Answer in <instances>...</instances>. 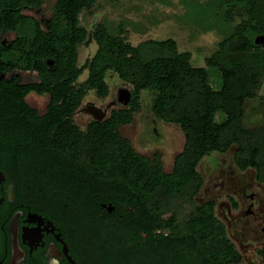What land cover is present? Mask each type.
<instances>
[{
    "label": "trees",
    "instance_id": "trees-1",
    "mask_svg": "<svg viewBox=\"0 0 264 264\" xmlns=\"http://www.w3.org/2000/svg\"><path fill=\"white\" fill-rule=\"evenodd\" d=\"M235 1L245 5L252 17L261 15L262 19L247 22L235 30L237 39H231L227 54L220 60L210 58L206 66L195 67L190 54L179 52L172 40L158 42L161 54L150 57L149 48L146 52L142 46H127L117 41L118 30L113 24L99 25L89 31L81 23V14L93 6L94 0H57L48 31L23 12L40 7L44 0H0V162L38 160L48 167L49 140L57 137L53 139L57 144L64 141L61 130L59 134L52 131L78 104L69 88L82 69H74L67 76L65 72L74 67L81 45L95 41L110 47L111 52L104 65L92 64L94 80L101 81L108 68L116 69L127 79L132 72L138 87L157 92L152 109L158 117L181 123L186 133V149L178 159L180 166L170 175L160 168L149 167L145 159L129 153L124 145L118 147L116 159L125 164L126 177L149 181L143 189L150 203L145 208L142 202L143 210L162 211L164 197L184 198L196 193L202 182L196 171L197 163L206 154L227 151L233 145L237 146L239 167L256 169L258 177L264 180V125L252 130L243 125L246 100L257 95L264 76V53L258 51L264 45V0L263 3L262 0ZM189 5L203 17V6L197 5L196 0H190ZM5 33L16 36L4 41ZM253 48L257 50L252 51ZM126 49L132 56H126ZM166 49L172 50L171 54H166ZM21 71L38 72L40 82H21L17 74ZM31 91L51 95L50 112L40 122L36 120V109L25 100ZM62 98L67 99L68 105L58 104ZM117 116L122 119L120 122L130 119L128 113ZM92 130L110 131L116 127L106 122L95 124ZM198 210L199 215L193 216L186 225L198 228L201 243L217 260L229 248L231 259L238 261L240 255L234 245L221 233L223 225L213 213V203ZM214 238L219 244L213 249L217 241Z\"/></svg>",
    "mask_w": 264,
    "mask_h": 264
},
{
    "label": "flooded vegetation",
    "instance_id": "flooded-vegetation-1",
    "mask_svg": "<svg viewBox=\"0 0 264 264\" xmlns=\"http://www.w3.org/2000/svg\"><path fill=\"white\" fill-rule=\"evenodd\" d=\"M80 68L82 72L78 78L84 67ZM22 73L20 80L26 75ZM40 80L32 77L23 83H39ZM74 82L70 84V92ZM147 89L153 94L150 109L158 120L152 109L158 94ZM31 94L46 97L43 110L28 102ZM121 95H118L119 101ZM127 96L129 99L124 102L130 112L139 93L134 89L131 98L128 92ZM25 100L36 109L38 122L50 112L52 100L48 92L31 91ZM74 100L78 102L77 107L61 118L52 131L53 134L62 131L64 141L57 144L53 140L57 137L49 140L48 167L38 160L0 162V264H238L242 261L238 251L241 257L234 262L229 248H225L217 260L201 243L198 228L186 225L193 216L199 215L200 206L194 205L199 190L184 197L190 206H196V211H189L187 223L174 221L173 213L166 210H143L141 203L144 202L145 208L150 203L144 192L149 181L126 177L125 164L121 165L116 157L118 147L124 145L129 153L147 162L153 159L154 165L148 162L149 167L163 169L160 154L152 158L139 149L152 143V137L143 136L145 140L142 141L147 144H142L140 137H127L120 130L118 118L113 113L108 114V109L87 103L82 97ZM67 103L63 98L58 102L60 105ZM83 110L91 120L85 119L86 123L79 126L76 115ZM132 116L127 123L133 121ZM106 122L116 130H87L89 125ZM169 200L170 197H164L162 209ZM208 203H213V212L224 224L219 221L223 225L222 235L233 245L230 218L219 217L214 209L216 203ZM254 213L252 210V217ZM260 217H264L263 214L255 220ZM261 231L264 232V224ZM212 240H217L212 245L214 249L218 239ZM220 247H223L222 241Z\"/></svg>",
    "mask_w": 264,
    "mask_h": 264
},
{
    "label": "rangeland",
    "instance_id": "rangeland-1",
    "mask_svg": "<svg viewBox=\"0 0 264 264\" xmlns=\"http://www.w3.org/2000/svg\"><path fill=\"white\" fill-rule=\"evenodd\" d=\"M56 1L44 0L40 7L26 9L23 12L38 20L41 28L48 31L50 30L49 21L54 16ZM94 1L93 6L81 14V23L89 31L96 29L99 25L113 24L118 30L117 41L119 40L122 45L142 46L146 52L149 48L150 57L161 54L158 42L172 40L176 43L179 52L190 54V60L195 67L206 66L210 58L220 60L223 54H227V46L231 39H237L235 30L240 29L247 22L255 23L262 19L261 15L252 17V12H248L245 5L233 2L234 0H196L197 5L203 6V17L189 5L190 0L188 2L185 0ZM15 36L14 33H5L2 39L11 41ZM111 47H114V50L117 49L116 45ZM256 50L257 48H253L252 51ZM258 51L264 53V45ZM110 52V47L95 41L88 45H81L74 58V67L68 68L65 72L67 76L72 70L84 67L83 74L73 83L71 91L78 95L77 98L82 97L87 103H95L108 109V114L113 113L118 120L120 119L117 115L121 112L132 114L134 119L131 123L120 122L119 126L123 135L136 139L140 137L142 144H147L142 141L145 140L143 136H151L152 143L139 148L140 151H146L152 158L158 153L157 155L163 158L162 171L168 175L174 173L180 166L179 156L186 149L187 138L183 126L181 123L165 118L155 119L150 109L153 94L146 87H138L135 84L132 72L127 79L116 69L108 68L101 81L94 80L92 64L104 65L110 57ZM126 52V56H132V52L130 53L127 49ZM171 52L172 50H165L166 54ZM98 55H105V57L100 59ZM25 73L21 82L30 80L32 77L40 80L36 71ZM17 74L20 78V74L24 75L22 71ZM134 89L139 93L138 101L129 112V107L125 105V100L122 98L127 97V92L131 98V92ZM118 95H121V101ZM45 98L31 94L27 100L31 105L43 110ZM89 117L86 110L80 111L76 115L77 124L82 126L86 123L85 119L91 120ZM243 125L249 130L263 128L264 76L257 95L246 100ZM94 126L89 125L87 130L93 129ZM75 130L78 131V128ZM147 160L154 165L153 159ZM196 171L202 182L194 205L203 206L209 201L214 202L216 203L214 209L218 216L226 215L230 218L232 229L231 238H229L235 250L237 249L236 251H239L242 256V261L238 264H264V232L261 231L264 217L255 220V217L261 214L264 216V180L258 177L256 169L239 167L237 146L233 145L227 151L206 154L197 163ZM194 205L190 206L185 198L170 196L163 210L168 211L169 214L173 213L176 222L184 220L187 223L189 211L196 209ZM252 210L255 211L253 217ZM215 217H217L216 214ZM217 220L221 222L218 217Z\"/></svg>",
    "mask_w": 264,
    "mask_h": 264
},
{
    "label": "water",
    "instance_id": "water-1",
    "mask_svg": "<svg viewBox=\"0 0 264 264\" xmlns=\"http://www.w3.org/2000/svg\"><path fill=\"white\" fill-rule=\"evenodd\" d=\"M128 97L129 96H127L126 98L123 97L122 99L125 100V101H128V99H129Z\"/></svg>",
    "mask_w": 264,
    "mask_h": 264
}]
</instances>
